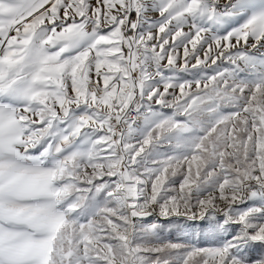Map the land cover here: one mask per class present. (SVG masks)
<instances>
[{
  "label": "snow or ice",
  "instance_id": "6c2138e0",
  "mask_svg": "<svg viewBox=\"0 0 264 264\" xmlns=\"http://www.w3.org/2000/svg\"><path fill=\"white\" fill-rule=\"evenodd\" d=\"M0 264H264V0H0Z\"/></svg>",
  "mask_w": 264,
  "mask_h": 264
},
{
  "label": "rangeland",
  "instance_id": "374dc122",
  "mask_svg": "<svg viewBox=\"0 0 264 264\" xmlns=\"http://www.w3.org/2000/svg\"><path fill=\"white\" fill-rule=\"evenodd\" d=\"M173 235H175V233H173Z\"/></svg>",
  "mask_w": 264,
  "mask_h": 264
}]
</instances>
